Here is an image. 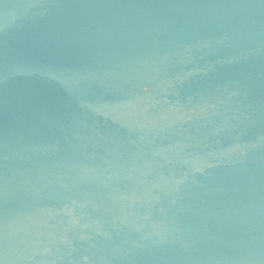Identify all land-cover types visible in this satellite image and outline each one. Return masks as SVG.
Returning <instances> with one entry per match:
<instances>
[{
  "label": "water",
  "instance_id": "obj_1",
  "mask_svg": "<svg viewBox=\"0 0 264 264\" xmlns=\"http://www.w3.org/2000/svg\"><path fill=\"white\" fill-rule=\"evenodd\" d=\"M0 264H264V0H0Z\"/></svg>",
  "mask_w": 264,
  "mask_h": 264
}]
</instances>
